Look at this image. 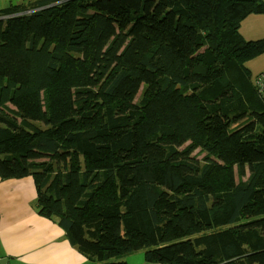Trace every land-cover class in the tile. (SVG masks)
<instances>
[{"label": "trees", "instance_id": "1", "mask_svg": "<svg viewBox=\"0 0 264 264\" xmlns=\"http://www.w3.org/2000/svg\"><path fill=\"white\" fill-rule=\"evenodd\" d=\"M256 0L0 9V174L97 264H264V102L238 32ZM143 91L138 99L140 87ZM204 153L199 158L194 152Z\"/></svg>", "mask_w": 264, "mask_h": 264}, {"label": "crops", "instance_id": "2", "mask_svg": "<svg viewBox=\"0 0 264 264\" xmlns=\"http://www.w3.org/2000/svg\"><path fill=\"white\" fill-rule=\"evenodd\" d=\"M30 1L34 0H0V9ZM256 1L264 4V0ZM238 32L247 44L246 50L255 51V44L264 41V12L246 15ZM243 65L250 71L256 93L264 102V88L257 82L258 76H264V51H257ZM38 200L32 175L0 174V264H97L71 241L58 217L41 211Z\"/></svg>", "mask_w": 264, "mask_h": 264}, {"label": "rangeland", "instance_id": "3", "mask_svg": "<svg viewBox=\"0 0 264 264\" xmlns=\"http://www.w3.org/2000/svg\"><path fill=\"white\" fill-rule=\"evenodd\" d=\"M9 5H16V4H9ZM143 87H144V85H142L140 87V91L137 94L136 99H138L139 96L141 95V93L143 91ZM194 154H197V156L199 158H201L204 155V153H198V150H196L194 152ZM147 250L148 249H146V248L140 249L138 251L130 252V253H127V254H124V255H121V256H116L114 259L115 260L119 259L121 261H125L127 264H168V263H158V262H150V261H148L147 258H146V255H145ZM117 257H119V258H117ZM109 261H113V260L110 259Z\"/></svg>", "mask_w": 264, "mask_h": 264}, {"label": "built area", "instance_id": "4", "mask_svg": "<svg viewBox=\"0 0 264 264\" xmlns=\"http://www.w3.org/2000/svg\"><path fill=\"white\" fill-rule=\"evenodd\" d=\"M257 82L261 88H264V76H258Z\"/></svg>", "mask_w": 264, "mask_h": 264}]
</instances>
